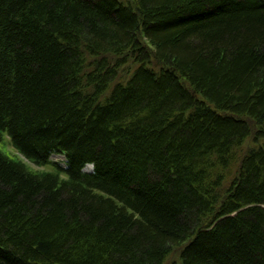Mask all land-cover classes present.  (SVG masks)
<instances>
[{
	"label": "trees",
	"instance_id": "16d2710c",
	"mask_svg": "<svg viewBox=\"0 0 264 264\" xmlns=\"http://www.w3.org/2000/svg\"><path fill=\"white\" fill-rule=\"evenodd\" d=\"M4 135L0 264H264V0H0Z\"/></svg>",
	"mask_w": 264,
	"mask_h": 264
},
{
	"label": "rangeland",
	"instance_id": "374dc122",
	"mask_svg": "<svg viewBox=\"0 0 264 264\" xmlns=\"http://www.w3.org/2000/svg\"><path fill=\"white\" fill-rule=\"evenodd\" d=\"M0 150L3 151V152H5V153H7V154H9L10 156L18 155V153L16 152V150L12 147V145H11L8 137L5 136V135L0 139ZM50 160H52V161H60L61 162L63 160V157L62 156H59V155H51L50 156ZM26 164L29 166V168H32V169H37V170H46V169H49L48 167H38V166H35V165H33L32 163H30L28 161H26ZM83 169H84V171L89 172L90 171V166L86 164L82 168V170ZM176 259H177V253L176 252H174V254L171 253V255L169 256V258L165 262V264H169L171 261H175Z\"/></svg>",
	"mask_w": 264,
	"mask_h": 264
},
{
	"label": "water",
	"instance_id": "95a60500",
	"mask_svg": "<svg viewBox=\"0 0 264 264\" xmlns=\"http://www.w3.org/2000/svg\"><path fill=\"white\" fill-rule=\"evenodd\" d=\"M84 169H85V168H84ZM84 169H83V170H84Z\"/></svg>",
	"mask_w": 264,
	"mask_h": 264
}]
</instances>
